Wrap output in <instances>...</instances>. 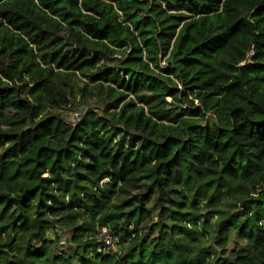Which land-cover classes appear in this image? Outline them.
<instances>
[{
	"label": "trees",
	"instance_id": "obj_1",
	"mask_svg": "<svg viewBox=\"0 0 264 264\" xmlns=\"http://www.w3.org/2000/svg\"><path fill=\"white\" fill-rule=\"evenodd\" d=\"M0 264H264V0H0Z\"/></svg>",
	"mask_w": 264,
	"mask_h": 264
},
{
	"label": "built area",
	"instance_id": "obj_2",
	"mask_svg": "<svg viewBox=\"0 0 264 264\" xmlns=\"http://www.w3.org/2000/svg\"><path fill=\"white\" fill-rule=\"evenodd\" d=\"M85 105V104H83ZM82 105V106H83ZM96 109H98L99 111H93L90 110V108L87 106L82 107V109L76 113V116L79 117L82 113H85L83 117L80 118V121H78L77 123L73 124V126H78L83 119L86 117V115L89 112H93L95 114H98L100 112L99 107L97 106L96 103ZM109 180L106 178L102 181V183H108ZM96 238L102 242V246L99 248V253L102 254V256L108 255L111 252H118L120 250V248H122L123 243L120 240L119 236L114 235L108 228L104 227L103 229H100L97 231L96 233Z\"/></svg>",
	"mask_w": 264,
	"mask_h": 264
},
{
	"label": "rangeland",
	"instance_id": "obj_3",
	"mask_svg": "<svg viewBox=\"0 0 264 264\" xmlns=\"http://www.w3.org/2000/svg\"><path fill=\"white\" fill-rule=\"evenodd\" d=\"M78 99H80V97H78ZM168 100H171V98H168ZM96 103L97 102H96L95 99L90 98V99L87 100L86 103H83L85 105L82 104L83 106L82 105H80V106H70V107H67L65 109H62V111H60L61 112V116L68 124L73 125V124L77 123L78 121H80V118L84 116L85 113H82L79 117L76 116V113H78L82 109V107L88 105L90 110L99 111L98 109H96ZM130 227L132 229L133 226H130ZM60 240H61L60 241L61 243H59V247L61 249H69V247H70L69 244H65V242L68 240V232L61 231ZM232 247H234V243L232 244Z\"/></svg>",
	"mask_w": 264,
	"mask_h": 264
}]
</instances>
